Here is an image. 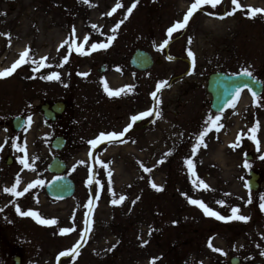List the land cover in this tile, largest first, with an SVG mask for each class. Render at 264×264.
Returning a JSON list of instances; mask_svg holds the SVG:
<instances>
[{
  "label": "rangeland",
  "instance_id": "1",
  "mask_svg": "<svg viewBox=\"0 0 264 264\" xmlns=\"http://www.w3.org/2000/svg\"><path fill=\"white\" fill-rule=\"evenodd\" d=\"M94 1L0 0V33L10 34L0 35V65L11 46L30 49L36 61L47 54L45 63L51 65L33 71L36 65L30 60L11 76L0 78V264H15V257H20V264H57L61 251L71 249L78 241L83 243L81 233L91 200L88 181L93 176L89 158L93 148L88 141L102 131L88 130L86 113L92 111L99 117L103 101L118 98L108 96L102 80L113 90L124 89L122 95L135 84L145 91L144 96L152 89L155 92L161 81L166 80L168 85L157 92L160 102H155L156 112L160 115H156L152 132L149 130L151 136L139 144L98 149L95 165L99 185L95 191L97 205L91 211V231L80 254L62 264H151L154 259L155 264H231L233 257H238L240 264H264V209L260 207L264 195V159L260 158L264 156V144L259 141L264 136V93L259 104L244 93L234 108L222 114L219 123L224 127L219 132L213 129L205 137L207 147L192 151L208 116L218 115L210 108L206 88L211 73H239L247 67L264 82V13L255 18L248 16L251 7L264 9V0H239L242 8L223 20L204 14L223 13V0L215 8L204 5L170 39L168 28L183 20L194 0H139L131 15H127V8L135 0H120L123 7L112 15L107 13L117 0H97L98 7H89ZM234 8L228 0L226 11ZM92 19H101L95 28L89 26ZM50 20L61 26L63 37L50 35L56 29L46 27ZM121 20L124 22L116 30V39L107 49L81 56L74 50L69 55L68 44L60 47L66 39L69 43L74 39L77 45L84 43L86 36L85 51L92 43H107ZM165 39H169L172 57L192 62L188 50L194 53L191 75L178 79L188 67L181 60L164 61L145 73L131 68L129 61L136 49L165 60L166 52L158 50ZM58 41L59 49L54 51ZM66 55L68 62L57 67ZM53 71H60L64 79L41 78ZM149 78L153 82L146 87ZM58 101L67 102L68 107L60 121L47 125L39 107ZM17 116H32L31 126L26 123L21 132H15L11 121ZM254 127L259 151L250 139L249 130ZM238 135L239 144L233 148ZM59 136L69 142L62 152H55L51 143ZM14 143L26 148L34 170L20 164L25 152L13 147ZM73 154L78 155L72 158ZM247 155L252 158L247 160ZM55 156L68 161L69 170L79 182L76 195L64 202L50 200L44 193L52 177L46 166ZM8 157L13 159L10 164ZM162 159L164 162L159 163ZM187 159L193 160L196 176L209 185L208 189L194 186ZM245 161L250 168L244 167ZM141 165L152 171L145 172ZM250 171L261 175L257 192L246 186ZM17 177L21 180L18 191L36 180L44 183L16 197L4 188L12 187ZM153 182L162 190L153 188ZM121 195L126 199L113 204L112 200ZM249 196L251 204L247 203ZM189 198L202 200L226 217L231 216L232 207H239V214L250 220H218L189 203ZM221 200L223 206L217 203ZM16 205L58 223L42 225L31 216L19 215ZM65 227L75 230L61 235L60 229ZM150 229H154L151 235ZM209 241L222 252L210 248Z\"/></svg>",
  "mask_w": 264,
  "mask_h": 264
},
{
  "label": "snow or ice",
  "instance_id": "2",
  "mask_svg": "<svg viewBox=\"0 0 264 264\" xmlns=\"http://www.w3.org/2000/svg\"><path fill=\"white\" fill-rule=\"evenodd\" d=\"M85 3H88L89 0H84ZM139 2V0H135V2L132 3V5L130 7L127 8V15H131L133 9L136 7L137 3ZM221 3V0H194V2L191 4L190 8L188 9L187 13L183 16V20L182 21H177L172 27L168 28L167 30V36L170 39L172 37V34L174 32H176L177 30L183 29L187 26L189 19L194 15V13L201 9L204 5L210 4L213 8H215L218 4ZM232 3L235 5V8L233 9V11L231 12H227L225 15H233L235 10L237 9H241L242 5L240 4L239 0H232ZM123 7V4L120 2V0H117V3L115 5V7L109 12L107 13V15H112V13H114L118 8ZM260 13H264V9L261 8H255V7H251L249 9L248 12V16L249 18H255L257 14ZM2 15V14H0ZM224 18V17H221ZM125 19H127V16H125ZM124 22V20H121L119 23H117L115 25V27L112 29V33L113 35L108 37V42L107 43H92L90 45V49L88 51H85L84 49V43H87L88 41V37L86 36L84 38V43H81L79 45L76 44V41L73 39L71 40V43H69V40H65L60 47H63L65 44H68V53L69 55L72 53V51L74 50L76 53H78L79 55L83 56V55H90L92 51H96V50H101V49H107L110 44L112 43V41H114L116 39V30L119 29L120 25ZM94 28L96 27L95 25L93 26ZM0 35H8L10 37V34H4V33H0ZM75 35V29H73V36ZM169 39H165L163 41V43H161L160 45H158V50H163L164 47L169 43ZM30 49H25V51L23 53H21L20 57L18 60H16L11 67L6 68L4 70H0V78H5L8 76H11L16 69L24 64V63H28L30 60L32 63H34L36 65L35 68H33V71H39L40 68L42 67H51V65L46 64L45 61H47V57H41L39 61H36L34 59L31 58L30 56ZM188 56L192 58V68L194 70L195 68V55L194 53L191 51V49L188 50ZM68 55H66L63 58V62L60 63L59 65H57V67H63L65 63L68 62ZM169 60L173 59V57L169 56L168 57ZM79 75L82 76H87L88 73H78ZM189 75H191L192 73L189 72ZM241 75L252 78L253 77V72L249 70V68H244ZM42 79L48 80V81H52V80H56L59 81L61 79V74L57 71H53L48 75L42 76ZM103 83V87H104V91L108 94L109 97H119L121 95L122 92H124V89H116L113 90L112 88L109 87L108 83L106 80H102ZM254 83H264L261 81H255ZM168 82L165 81H161L159 82V84L157 85V89L155 92H153L151 95L153 96L154 100L156 103H159L160 100L157 97V92H159L163 87L167 86ZM129 89L131 88V86H128ZM244 88H248V90L252 93V96L254 98V102H256L257 104L260 103V100L258 98V94L255 91H252V89L248 86L247 83L243 84L242 86H237L234 92V97H233V101H235L236 98H238L241 94V92L243 91ZM230 107H235V102L230 103L229 105ZM152 111H145V112H141L139 114H135L132 115L130 117L131 122L123 129V131L121 132H109V133H100L99 136L96 139H92L90 141H88V143L92 146L93 149H95L97 147L98 144L104 142V141H108L109 143L114 142V141H120V139L127 133L129 132V130L132 129L133 125L140 119H142L143 117L146 116H150L152 115ZM156 115L159 117L160 113L156 112ZM222 119V114H218L216 116H211L209 115L207 120L205 121V127L203 128V130L200 132L199 136L197 137V143L193 146V153H196L199 148L203 145L204 147H207V144L205 142V137L208 135L209 132H211L213 129H215L217 132L220 131L221 128L224 127L223 124L219 123ZM27 123L29 125V127L31 126L32 123V116H28L27 118ZM250 131V139H252L254 142H256L257 144V150L259 151V141L257 140V137L255 135L257 128L254 127L252 129L249 130ZM240 135H238L237 137V141L235 143H233L231 146L233 148L237 147L240 141ZM123 142V141H121ZM5 143H7V141H5ZM13 147L18 148L20 151L25 152L24 157H22L20 159V164H22L26 169H30V170H34V166L29 163V159L28 156L26 154V148H20V146L18 144H13ZM0 149H2V146H0ZM171 153H167L166 155H170ZM89 155L91 156L92 153L90 152ZM261 159H264V156L260 157ZM102 166L104 165L103 161H98ZM164 160L162 159L161 161H159V163H163ZM81 163H84L83 161H81ZM190 174L194 177L193 179V184L194 186L197 187H202L204 189H208L209 185H207L203 180H200L199 177L196 176V172H195V165L193 163L192 159H187L185 161ZM141 167H144L143 165H141ZM244 167L246 168H250L251 165L245 161L244 163ZM144 171L145 172H151L152 169L151 168H147L144 167ZM112 173L109 172V177H111ZM21 183V180L19 177H17L15 184L12 187H6L4 188V191L7 193H10L11 195H14L16 197H21L23 196L25 193H27L31 188L35 187L36 185H42L44 182L42 180H36L33 183H30L27 185V187H25L23 189V191H18L17 190V186ZM89 184L92 183L91 178L88 181ZM247 186V185H246ZM152 187L156 188L158 191L162 190L161 188H159L154 182L152 183ZM186 195V194H185ZM126 197L121 195L119 197V199H113L112 203L113 204H119L121 203L123 200H125ZM261 200V204L260 207L261 209H264V195H262L260 197ZM93 201L89 200L88 202V206H89V212L86 214L87 218L85 219V229L84 231L81 233V240H86L89 232L91 231V224H92V220H91V205H92ZM189 203L193 204V205H197L199 206L205 215L210 216V217H215L218 220L221 221H231V220H238V221H244L247 222L248 220H250V217L248 216H244L239 214L240 213V208L239 207H232L231 208V216H224L221 215L218 211H214L213 209H211L206 203H204L202 200H197V199H191L189 198ZM217 203H219L221 206L224 205V201H217ZM248 204L252 203L251 197L249 196V199L247 201ZM3 209H0V211H2ZM16 212L21 215V216H31L33 217L38 223L42 224V225H46V226H51V225H55L58 223V221L56 219H44L40 216V214L38 212L32 211V210H28V211H22L21 208L19 207V205H16ZM74 228H61L60 229V234L64 235V234H68L72 231H74ZM154 229H150L149 231V235H151V232ZM147 243V242H145ZM210 248H213L214 251L217 252H222L221 249L218 248H214L211 241H209V245ZM82 247V244L78 241L71 249L65 250V251H61L57 257V260L59 261L60 257H75L78 256L80 254V249ZM261 255L264 256V252H261ZM151 264H155V259L151 262Z\"/></svg>",
  "mask_w": 264,
  "mask_h": 264
},
{
  "label": "flooded vegetation",
  "instance_id": "3",
  "mask_svg": "<svg viewBox=\"0 0 264 264\" xmlns=\"http://www.w3.org/2000/svg\"><path fill=\"white\" fill-rule=\"evenodd\" d=\"M152 79L147 81L146 86L149 87L152 83ZM138 85L135 84L134 88L128 92H126L124 95H120L116 101H114L112 98L110 100H104L103 105L99 107V109L102 111L99 114V117H96L93 114L92 111H88L86 113L87 122L89 121V128L88 130L91 131V133H94V130L101 129V133H109L112 131L115 132H121L123 129L131 122L130 117L135 114H139L141 112L145 111H152V115L143 117L142 119L138 120L132 127L129 132H127L120 141H114L109 143L108 141H104L100 144H98V148L95 150H91L90 152L92 155H89L90 161L95 163L96 157H97V151L98 149H101L100 147H107L111 145H125L129 144L130 142L139 144L140 141L144 140L145 138H148L149 130H153L154 123H155V100L153 96L151 95L153 93V89L148 91L146 95L144 96V91L139 90ZM150 92V95H149ZM91 109H94V107H90ZM104 125V126H102ZM114 127V128H113ZM152 135V133H151ZM150 135V136H151ZM152 140V139H151ZM123 141V142H121ZM121 147V146H118ZM78 154H73V157H76ZM95 169L96 165L93 164ZM66 175L69 176L76 184V187L78 188V181L74 178L73 172L70 170L69 172H66ZM92 184L95 185L98 183V177L97 172L93 175L92 183L89 184V194H91V187Z\"/></svg>",
  "mask_w": 264,
  "mask_h": 264
},
{
  "label": "water",
  "instance_id": "4",
  "mask_svg": "<svg viewBox=\"0 0 264 264\" xmlns=\"http://www.w3.org/2000/svg\"><path fill=\"white\" fill-rule=\"evenodd\" d=\"M160 64V61L156 62ZM131 65L140 70L144 71L150 69L154 65V59L151 54L137 50L131 59ZM255 81H259L254 77L249 78L239 75H227L224 73H214L210 76L208 80V87L207 90L212 96V104L211 109L217 113H222L226 109H228L230 103L235 102L233 101L234 92L237 86H242L243 84L247 83L248 86L255 91L258 96H260L263 92V84L262 83H254ZM244 90H248V88H244ZM249 91V90H248ZM250 92V91H249ZM251 93V92H250ZM252 94V93H251ZM45 111V118L55 120L54 113H50L44 108ZM55 113L61 114L64 111V104L58 103L54 107ZM14 125L16 130H20L24 126L23 119H15ZM65 145V141L63 139H58L55 141L53 148L56 150H60ZM248 159L251 157L248 156ZM65 166L56 159L52 166H50L49 171L55 174H60L63 172ZM252 179L249 181V188L251 190H257L259 188L258 180L259 176L255 173L250 174ZM48 195L57 200H64L70 198L75 191V186L72 181L64 177H58L54 181H52L46 188ZM233 264H236L233 261Z\"/></svg>",
  "mask_w": 264,
  "mask_h": 264
},
{
  "label": "bare ground",
  "instance_id": "5",
  "mask_svg": "<svg viewBox=\"0 0 264 264\" xmlns=\"http://www.w3.org/2000/svg\"><path fill=\"white\" fill-rule=\"evenodd\" d=\"M108 1L114 2V0H108ZM89 7H94V8L98 7L97 0H95L93 3H90ZM99 20H101V19H92V20H90L89 26H94V25L96 26L97 23L99 22ZM46 27H53L54 29L56 28L55 30H52V33L50 34L52 37H54V38L63 37V29L61 28L60 25L59 26L54 25L52 20L47 22ZM58 43H59V41L56 43V45H55L56 49H54V51L55 50L57 51L59 49ZM51 49L53 51V48H51ZM24 51H25L24 47H19V46L18 47H12L11 46L9 51L6 54L5 59L3 58V60H2V64L0 65V70H4L6 68L11 67V65L16 61L18 55H21V53H23ZM45 55H47V54H41L39 58L44 57ZM59 73L61 74V79H64V75L60 71H59ZM259 141L262 144H264V136H262L259 139Z\"/></svg>",
  "mask_w": 264,
  "mask_h": 264
}]
</instances>
